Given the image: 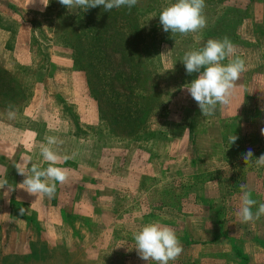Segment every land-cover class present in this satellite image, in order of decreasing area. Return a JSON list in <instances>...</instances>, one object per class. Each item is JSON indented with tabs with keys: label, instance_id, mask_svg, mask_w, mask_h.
<instances>
[{
	"label": "rangeland",
	"instance_id": "1",
	"mask_svg": "<svg viewBox=\"0 0 264 264\" xmlns=\"http://www.w3.org/2000/svg\"><path fill=\"white\" fill-rule=\"evenodd\" d=\"M45 2L0 0V264H149L133 237L153 221L182 242L169 264H264V216H237L240 184L264 203V167L241 159L264 154V0H205L206 27L186 36L160 25L175 0ZM225 36L247 71L204 117L182 58ZM46 136L69 171L53 198L20 188L15 167H47Z\"/></svg>",
	"mask_w": 264,
	"mask_h": 264
},
{
	"label": "clouds",
	"instance_id": "2",
	"mask_svg": "<svg viewBox=\"0 0 264 264\" xmlns=\"http://www.w3.org/2000/svg\"><path fill=\"white\" fill-rule=\"evenodd\" d=\"M138 2L139 0H59V3L69 10L87 11L90 8L103 6L104 10L109 12L113 8L121 7L131 10ZM42 3L47 6L49 2L42 0ZM205 7V0H175L161 10L160 25L164 32L170 31L172 34L179 33L186 36L189 33L199 32L207 25L204 15ZM225 61L227 63H224ZM182 62L187 74H199L186 86V90L197 103L204 117L214 114L217 105L230 104L236 82L241 74L247 71L246 61L237 54L236 46L228 36L222 39H209L203 47L185 52ZM15 117V110L9 106L7 118L11 120ZM261 134L264 135V129H261ZM44 140L45 142L39 145V152L43 161L47 162V167H39L31 159L22 160L15 167L17 173L24 177L19 184L20 188L38 197L44 194L48 198H53L57 184H64L68 180L69 171L57 166L61 161V155L56 147L60 143L58 138L46 136ZM237 140L238 137L235 134L229 136V142L232 145ZM64 159L67 160L68 157L65 156ZM241 159L246 165L255 160L257 166L264 167V154L254 158L252 149H248ZM0 184L5 186L6 182L0 181ZM240 192L237 216L241 222H254L264 216V203L252 198V190L247 184H240ZM257 205L254 212L253 208ZM25 212L26 209H19L20 216H24ZM133 238L139 257L148 261L149 264L152 262L169 264L183 252L182 242L175 229L159 221L143 225Z\"/></svg>",
	"mask_w": 264,
	"mask_h": 264
},
{
	"label": "trees",
	"instance_id": "3",
	"mask_svg": "<svg viewBox=\"0 0 264 264\" xmlns=\"http://www.w3.org/2000/svg\"><path fill=\"white\" fill-rule=\"evenodd\" d=\"M218 22V21H217ZM219 25H221V22H220V24ZM219 25H217V26H219Z\"/></svg>",
	"mask_w": 264,
	"mask_h": 264
}]
</instances>
